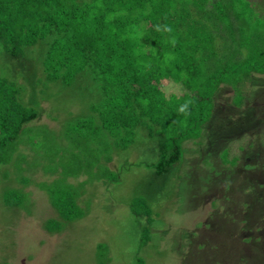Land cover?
Returning <instances> with one entry per match:
<instances>
[{"label": "rangeland", "instance_id": "rangeland-1", "mask_svg": "<svg viewBox=\"0 0 264 264\" xmlns=\"http://www.w3.org/2000/svg\"><path fill=\"white\" fill-rule=\"evenodd\" d=\"M45 48L20 61L0 45V78L40 113L0 150V264H264V74L252 73L238 107L221 85L200 138L157 174L159 135L139 126L126 143L106 131L91 109L98 83L90 73L70 86L48 81ZM160 88L186 92L171 79ZM60 195L80 216L60 217Z\"/></svg>", "mask_w": 264, "mask_h": 264}, {"label": "trees", "instance_id": "trees-1", "mask_svg": "<svg viewBox=\"0 0 264 264\" xmlns=\"http://www.w3.org/2000/svg\"><path fill=\"white\" fill-rule=\"evenodd\" d=\"M261 10L254 0H0V45L22 61L41 43L40 66L50 82L70 86L90 73L100 91L91 105L100 125L122 133L126 143L139 126L159 135L155 169L161 174L179 160L184 142L200 138L221 85L238 94V107L252 73L264 74ZM163 79L180 83L185 94L167 97ZM21 93L0 78V150L10 149L40 114L21 102ZM186 100L192 101L187 117L179 112ZM17 197L7 193L4 202L15 206ZM52 199L62 219L80 216L69 195Z\"/></svg>", "mask_w": 264, "mask_h": 264}, {"label": "clouds", "instance_id": "clouds-1", "mask_svg": "<svg viewBox=\"0 0 264 264\" xmlns=\"http://www.w3.org/2000/svg\"><path fill=\"white\" fill-rule=\"evenodd\" d=\"M161 27H162L161 25H156L155 26V28H156L157 31H161ZM163 31L171 33L172 32V27L169 26V25H165V26H163ZM171 43L173 45H175V43H176L175 39H173L171 41ZM191 104H192V101L191 100H186L185 103L180 106L179 112L182 113V114H184L185 117H187L188 115L191 114L190 111H189V108H190V105Z\"/></svg>", "mask_w": 264, "mask_h": 264}]
</instances>
